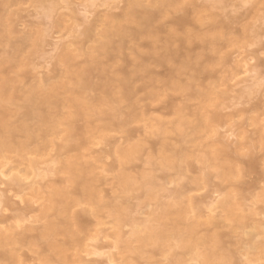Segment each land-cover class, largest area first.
<instances>
[{
	"label": "rangeland",
	"instance_id": "rangeland-1",
	"mask_svg": "<svg viewBox=\"0 0 264 264\" xmlns=\"http://www.w3.org/2000/svg\"><path fill=\"white\" fill-rule=\"evenodd\" d=\"M125 1L24 0L10 8L13 15L8 19L0 0V15L15 32L8 38L0 22V113L12 127L18 128L26 119L25 96L31 88L69 82L61 75L64 66L58 63V53L67 46L89 48L92 42L82 41V32L105 15L118 14ZM219 1L218 7L210 9L220 19L253 20L257 15L253 30L260 35L258 44L225 48L219 55L206 50L197 65L183 67L174 76L181 89L164 81L181 58L162 66L150 60V73L130 77L137 104L132 123L126 122L129 102L125 101L119 106V120L111 123L101 111L108 109L103 106L69 136L66 117L70 111L75 118L81 104L75 94L58 89L56 108L38 106L40 112H50L58 120L56 128L48 130L52 133L43 137L38 132L33 142L20 132L14 134L11 145L26 142L30 146L26 151L7 150L0 157V197L5 200L0 205V229L13 228L12 236L27 226L37 230L47 221L54 222L59 233L50 241L63 248L65 262L44 239H38L36 248L25 243L0 250V264H205L203 256L208 252H212L211 260L206 264H264V140L259 138L264 130V0ZM51 7L49 18L44 12ZM57 18L63 20L61 28L53 25ZM160 24L170 29L171 21L165 19L156 26ZM163 29L160 34L167 37L169 30L165 29L166 34ZM25 33L30 37L21 40ZM182 36L183 31L177 38ZM31 37L39 38L36 46ZM150 45L148 39L127 42L121 53L101 57L94 74L118 86L113 73L138 54L145 55ZM259 46L263 49L256 56L249 55ZM223 52L228 54L226 59ZM85 61L90 58L82 51L75 62ZM134 69L132 65L128 71ZM99 95L98 90L86 93L94 105L99 104ZM203 107L209 117L216 113L220 120L202 124L196 112ZM27 122L39 130L33 120ZM133 143L140 144L141 151L132 160H122L121 152ZM224 148L229 156L215 166L211 151ZM69 158L90 171L85 186L93 190L91 198L87 199L81 184L67 182L64 163ZM120 174L131 179L129 187L121 183ZM55 189L64 190L65 196L51 202ZM183 189L187 194L179 195ZM46 205L50 209L43 218ZM66 208L70 219L63 213ZM175 223L182 230L191 226L201 239L218 233L220 245L205 250L182 248L171 232ZM149 224L169 229V237L143 245L134 230Z\"/></svg>",
	"mask_w": 264,
	"mask_h": 264
},
{
	"label": "bare ground",
	"instance_id": "bare-ground-1",
	"mask_svg": "<svg viewBox=\"0 0 264 264\" xmlns=\"http://www.w3.org/2000/svg\"><path fill=\"white\" fill-rule=\"evenodd\" d=\"M2 1L3 0H1V4ZM23 1L24 0H4V8L8 13V19H10L13 15V11L10 8ZM220 4L221 2L219 0H189L188 2H185L184 0H126L124 6L120 8L121 11L118 14H107L104 16V19L100 20L96 24H93L90 28H86L82 32L81 35L84 37L82 41L92 42V45L89 48L85 50H82V48L81 50H70L67 46V48L65 47L58 53V63L64 66V71L61 75H66V79H68L69 82L61 83L57 86H52L51 88H47L42 84L31 88V90L25 96V101L28 104L26 109L27 112L25 114L26 119L18 128L12 127L7 121L6 115L4 113H0V157L2 156V152L7 150L26 151L30 146H27L26 142H20L16 147L11 145L13 142L12 138L17 132H20L27 142H33L36 140V138L39 137L38 132H41L43 137H46L52 133V131L48 132V130L55 129L58 120L50 112H40L38 110V106L43 104L47 105L50 109L56 108L59 102V94L57 93L58 89H63L67 92L75 94L77 96L75 100L81 104L80 109L76 112L75 118L71 117L72 113L70 111L68 113L70 116L66 117L70 120V129L67 132L69 136L75 129L80 127L82 124L81 122L84 120L87 122L86 118L91 112H95L96 110L101 109L103 106L107 107L108 109L101 111L103 114H106L107 119L111 123L119 120V106L125 101L129 102V116L126 122L132 123L133 120L135 121V116L133 115H135L134 113L136 111L135 108L137 104L134 102L136 93L135 85L130 81V77L135 73H150V60H155L154 62L158 66H162L170 65L178 58H181L178 65H175L172 70H169V74L165 76L164 80L166 84H171L175 89H181L179 84L173 81L174 76L179 74L183 67L197 65L196 63H198V57L201 56L206 50L214 52L215 55H219L225 48L232 47L234 49H246L251 45L258 44L260 41V35L253 30V20L255 21L257 15L253 18V20L248 19L249 21L238 16L220 19L218 14L211 12L212 8H216ZM53 10V7L49 8L47 12H44L46 14L45 16L51 18ZM165 19H170L173 27L171 24L168 26L170 29L166 28V26L163 24L156 26L158 22ZM62 21L63 20L61 18H57L53 22L54 27L61 28L63 26ZM0 22L3 26V33H5L8 38H11L15 34L11 24L8 22V20H4L2 15H0ZM161 25H163L165 29L169 30L163 29V33L168 31L167 37L164 34H160L162 32V30L160 32V29L163 27ZM196 25H199V28L194 29V26ZM98 27H100V29H98ZM182 31L184 36L177 38V36L181 35ZM30 35L31 34L27 35V33H25L23 36H21V40H28ZM143 39H148L150 41L151 45L149 51L146 52L145 55L138 54L139 56L132 60L133 63L128 62L125 67L117 71L118 73H113L115 79L119 82L118 86L113 87L111 82L101 80L99 75L94 74V71L97 70L101 65V57H110L115 52L121 53L124 50L127 42ZM29 41H31L33 46H36L38 44L39 38L36 39L33 37L32 39L31 37ZM159 44L161 46H159ZM261 49H263V47L259 46L256 50L251 51L249 55L256 56ZM82 51L87 53L90 58V62H75L76 58ZM223 53L224 57L222 55L220 57L226 59L228 54L225 52ZM115 57L117 58V56H114L113 60L116 59ZM132 65H134L135 69L128 71V68L132 67ZM121 75L124 76L122 77ZM93 90H98L100 92L98 99L99 104L97 105H94L92 102H90L86 96L88 91ZM212 90V92L215 93V88ZM202 94H205V92ZM1 100L2 99L0 97V101ZM93 100L95 101L96 99ZM67 102L65 103V106H67ZM204 104L206 105L205 102ZM203 108H200L196 112L198 114L200 112V117L198 118L197 115V118L202 124L211 125L213 122L220 120V116L216 113L211 114L212 116L210 115L211 117H209L206 113H204L206 107ZM201 110H203V112H201ZM176 113L178 115L182 114V119H184L181 110H177ZM204 114L206 115L204 116ZM206 117L208 118L206 119ZM27 120H33L34 125H36L39 130L34 131L33 127L27 122ZM260 131L259 138L264 140V130L261 129ZM47 132L48 134H44ZM140 151L141 145L138 143H133L129 148L121 152V159L132 160L136 158ZM211 155L213 162L216 163L215 166H219L221 163L217 162L222 160L224 157H228L229 151L227 148L221 150L213 149L211 151ZM168 159L169 158H164L165 161ZM203 160L204 164L208 163V160L205 157ZM252 162L256 163L254 160H252ZM64 164V170L67 174H69L67 182L81 184L84 187V192L87 199L91 198L93 190L90 187L85 186L90 171L87 168L84 169L81 166L79 167V164L72 158L67 159L66 163ZM228 169L231 170L232 167L230 166ZM231 171H233V169ZM119 176L121 183L125 185V188L127 186L129 187L131 184V179L122 174ZM63 189L65 190L66 188ZM64 190H53L52 196L50 197L51 202L54 201V197L65 196ZM187 191L188 190L184 191V189L179 190V195L187 194ZM1 203H5V200L3 201L0 197V205ZM223 203L224 200L221 202V204ZM49 209L50 208L47 207V205L44 206V209L42 210V214L44 216L43 218H46V212ZM67 209L68 208H66L63 213H65L67 218L70 219L69 209ZM16 216H14V219ZM21 216L18 217L22 219L24 215L22 217ZM18 217L17 219H19ZM74 218H76V216H74ZM40 220L38 221L40 222ZM0 221L3 222L2 220ZM23 221H25V219H22V222ZM149 222H151V219ZM41 223L42 222L39 224ZM43 225V228L39 226L41 230H36L30 226H27V228L22 227L24 230L21 233H15L12 236L11 234L13 228H9L5 231L0 229V250H3L9 245L18 244L22 246L25 243H28V246L31 248H36L39 246L37 240L44 239L48 244L49 250L60 254L62 256L61 260L65 262V258L62 254L63 248L60 245L50 241L52 236L59 233L57 225L52 221H47L46 224L44 226ZM173 225L174 227L171 232L177 236L176 238L178 243L182 248L187 247L186 249L191 250L203 248L205 250L211 246L213 249H216L220 245L221 238L218 233L214 232L210 238L201 239L196 236L197 233L191 226H187L186 229L182 230L178 228L179 224L175 223ZM155 227L156 228L151 227V224H149L141 231L135 229L134 233L137 236L139 242L143 245H151V240H163L169 237L167 233L170 231L169 229L168 231L162 227ZM34 231H36L37 234L33 233ZM197 245L199 246L196 247ZM211 253L212 252H208L203 256L205 264L210 262Z\"/></svg>",
	"mask_w": 264,
	"mask_h": 264
}]
</instances>
